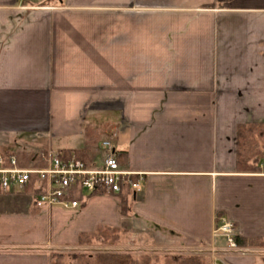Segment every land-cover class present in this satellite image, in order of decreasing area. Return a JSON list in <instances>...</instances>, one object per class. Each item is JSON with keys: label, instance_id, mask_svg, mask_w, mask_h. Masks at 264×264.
Segmentation results:
<instances>
[{"label": "crops", "instance_id": "obj_1", "mask_svg": "<svg viewBox=\"0 0 264 264\" xmlns=\"http://www.w3.org/2000/svg\"><path fill=\"white\" fill-rule=\"evenodd\" d=\"M260 123L264 0H0V146L16 142L0 154L80 151L100 167L111 137L144 175L75 209L38 208L31 185L0 192V264H50L101 226L120 250L264 264V246L214 233L218 216L264 242V168L237 167L239 125Z\"/></svg>", "mask_w": 264, "mask_h": 264}, {"label": "built area", "instance_id": "obj_2", "mask_svg": "<svg viewBox=\"0 0 264 264\" xmlns=\"http://www.w3.org/2000/svg\"><path fill=\"white\" fill-rule=\"evenodd\" d=\"M103 145L107 154L100 167H90L82 157H62L57 150L46 149L35 155L34 165L22 166L15 154H0V192L24 188L34 181L35 205L38 208H78L80 197L94 194H118L125 187L140 190L143 174L124 168L112 142ZM221 230V231H219ZM217 230L229 247L237 248L234 225L223 220Z\"/></svg>", "mask_w": 264, "mask_h": 264}, {"label": "trees", "instance_id": "obj_3", "mask_svg": "<svg viewBox=\"0 0 264 264\" xmlns=\"http://www.w3.org/2000/svg\"><path fill=\"white\" fill-rule=\"evenodd\" d=\"M91 144H89L90 146ZM92 147V146H90ZM61 156L67 157L68 151L61 150ZM88 166H93L91 161L87 160L84 154L78 151ZM36 153L28 151L25 156L17 155L21 165H29L35 162ZM119 160L126 161L119 155ZM237 167L244 172H257L264 168V123L260 124H240L237 133ZM30 185L34 189V181ZM29 185V186H30ZM30 186V187H31ZM127 203L124 202L123 209L126 211ZM99 238L104 246L98 252L87 253L77 264H207V254H181L166 255L158 253L136 254L128 250L117 249L121 240L119 228L110 226H101L95 232L84 233L80 236L78 245L80 247L93 245V241ZM234 240L238 251L252 247H263L264 242L261 239H245L235 234ZM66 255L61 248L50 249V264H66Z\"/></svg>", "mask_w": 264, "mask_h": 264}, {"label": "rangeland", "instance_id": "obj_4", "mask_svg": "<svg viewBox=\"0 0 264 264\" xmlns=\"http://www.w3.org/2000/svg\"><path fill=\"white\" fill-rule=\"evenodd\" d=\"M28 138V137H26ZM25 138V139H26ZM19 139H22V138H19ZM28 139H32L31 136H29ZM111 137H107L106 140H109V141H112L110 140ZM105 140V141H106ZM6 142V143H5ZM3 146H0V151L2 150H6V148H11L12 150H15V145H16V142L13 141L11 142L9 139H4L3 142H2ZM8 143V144H7ZM63 145H78V141L77 140H71V139H64V140H59V142H55L54 143V147H60V146H63ZM49 148V147H48ZM17 149V148H16ZM32 151H37L38 149H33L31 148ZM40 149V148H39ZM41 150V149H40ZM46 150V149H45ZM121 165L124 167L123 163L120 161ZM35 163L34 162H31L28 166H31V165H34ZM91 167V166H90ZM126 168V167H124ZM143 181V180H142ZM225 220L224 218L222 217H218L217 216V220H216V228H215V234H219L221 235L220 233H217V230H219L220 226H221V223L222 221ZM227 221V220H226ZM221 231V230H219ZM130 245V244H129ZM137 245V244H136ZM103 245L101 244V240L99 238H97L96 240L93 241V245H90V246H85V247H80L79 245L76 246V247H71V248H61V250L65 253L66 255V258H65V261H66V264H77L78 261L80 259H82V257H84L87 253H95V252H98L100 251L101 249H103ZM229 250H235L237 248H233V247H228ZM143 253H158L159 256H161L160 254H163V253H160V252H151V251H144V250H137L136 254L140 255V254H143ZM163 262V255H162V261H161V264Z\"/></svg>", "mask_w": 264, "mask_h": 264}]
</instances>
